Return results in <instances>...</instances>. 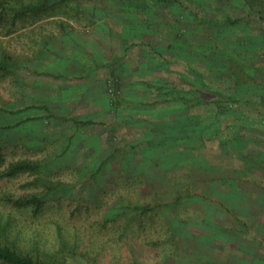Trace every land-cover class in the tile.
<instances>
[{
    "label": "rangeland",
    "instance_id": "1",
    "mask_svg": "<svg viewBox=\"0 0 264 264\" xmlns=\"http://www.w3.org/2000/svg\"><path fill=\"white\" fill-rule=\"evenodd\" d=\"M236 1H161L149 25L137 8L130 23L125 0H67L38 19L0 25V57L13 61L0 72V171L40 161L44 184H55L34 213L2 201L41 191L34 175L0 180L10 243L62 264H253L264 76L240 69L236 30L221 25L236 17ZM202 80L210 100L247 80L249 95L261 98L241 153L215 140L160 150V116L184 113L163 108L156 84L188 91ZM124 204L154 211L119 212Z\"/></svg>",
    "mask_w": 264,
    "mask_h": 264
},
{
    "label": "trees",
    "instance_id": "2",
    "mask_svg": "<svg viewBox=\"0 0 264 264\" xmlns=\"http://www.w3.org/2000/svg\"><path fill=\"white\" fill-rule=\"evenodd\" d=\"M67 0L60 1L61 3L51 4L50 0H0V25L10 23L15 25L18 20L24 21L29 17L40 18L41 15H48L53 12ZM167 1V0H160ZM173 4V0H170ZM258 1L260 3L258 4ZM252 7L254 3L257 6H262V0H246ZM130 27H126V30ZM13 61L7 54L0 57V72L7 73L11 70ZM239 83V82H238ZM251 82L240 84L233 92L223 91L219 96L210 100L206 95L208 94L209 86L205 80H202L192 90H184L172 84L157 83L156 88L160 91V104L163 108L172 104L178 106L183 111V116H175L172 118L160 116V150H164L167 145H172L178 140L189 141L191 143L189 149L193 151L197 147L203 146L207 141H218L220 146L226 150L227 147L243 148L245 136L242 135L246 131V127H251L253 122L252 111L256 110L257 104L261 103L260 97H253L249 95L248 85ZM242 88V91L238 88ZM262 93L264 87L257 85ZM239 91L244 97L238 98ZM262 95V94H261ZM262 105V104H260ZM264 106V104H263ZM204 110L206 113L200 114L198 111ZM210 111L208 117L206 114ZM259 113V110L257 111ZM88 123V122H85ZM90 123V122H89ZM169 153L166 154V157ZM44 168L43 162L21 160L10 163L7 167L0 171L1 179H11L19 174H30L35 176L36 182L41 188V191L34 192L22 197H13L5 195L2 201L8 204L12 209L33 210L34 213L40 212L47 204V195L55 188L52 182L44 184L45 181L41 179L42 170ZM60 188L66 190V186L60 184ZM237 190V188H236ZM233 200V199H232ZM134 211L140 215H148L154 208L150 205L132 206L124 204L120 211ZM117 212L114 214V219L121 214ZM112 219V220H114ZM173 228H170V240L176 242L177 237L173 233ZM10 232L8 222L0 218V264H62L51 259L52 257H42L38 254H29L21 249H18L13 243L7 240V235Z\"/></svg>",
    "mask_w": 264,
    "mask_h": 264
},
{
    "label": "crops",
    "instance_id": "3",
    "mask_svg": "<svg viewBox=\"0 0 264 264\" xmlns=\"http://www.w3.org/2000/svg\"><path fill=\"white\" fill-rule=\"evenodd\" d=\"M160 2V0H125V8L143 10L141 15L146 19L143 22L154 25V22L157 21L156 10L159 9ZM235 4L236 17L231 18L227 15L221 25L227 30V33L236 30L234 40H236L239 53L237 65L243 72L258 73L264 76V10L256 3L250 7L246 0H237ZM132 10L125 16L127 18L131 15L130 23L137 24L138 15ZM256 199H258V209L254 217L259 220L255 223L254 228L253 244L257 251L254 253L256 255L253 264H264V191ZM261 218L263 219L261 220Z\"/></svg>",
    "mask_w": 264,
    "mask_h": 264
}]
</instances>
